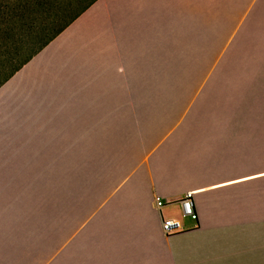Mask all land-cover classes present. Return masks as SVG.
Returning <instances> with one entry per match:
<instances>
[{
    "label": "crops",
    "instance_id": "0c3cea01",
    "mask_svg": "<svg viewBox=\"0 0 264 264\" xmlns=\"http://www.w3.org/2000/svg\"><path fill=\"white\" fill-rule=\"evenodd\" d=\"M185 4L97 0L0 88V179L49 189L40 213L27 196L0 219V264L53 254L66 224L64 264H264V64L201 66L214 27ZM202 4L224 5L226 39L264 41V0ZM43 183L0 180V211ZM186 192L198 225L154 206ZM163 216L184 231L164 235Z\"/></svg>",
    "mask_w": 264,
    "mask_h": 264
},
{
    "label": "rangeland",
    "instance_id": "374dc122",
    "mask_svg": "<svg viewBox=\"0 0 264 264\" xmlns=\"http://www.w3.org/2000/svg\"><path fill=\"white\" fill-rule=\"evenodd\" d=\"M35 1V0H34ZM80 0H74L77 3ZM204 0H186L184 11L193 14L197 17L204 25H212L214 27L213 40L206 47L207 56L204 57L200 65H235L241 66L242 64H264V57L260 56L258 53L259 49H264V41L259 40L258 33L253 32L252 29L247 27L246 31L239 35L235 40H228V32L225 31L224 21H225V8L223 4H202ZM20 0H0V13L6 4H19ZM43 4H52V9H58L62 5H73L81 6L85 4H69L70 0H44ZM198 3V4H194ZM201 3V4H199ZM257 50V52H255ZM235 59V60H234ZM239 59V60H238ZM251 60V61H250ZM254 60V61H253ZM252 62V63H251ZM127 68V64L121 61V75H124L123 68ZM227 69H218L219 72H215V79L218 81H234L239 82L242 79L243 74L239 72H221ZM198 75L203 76L204 73H199ZM232 75V76H231ZM3 178V176L0 174ZM8 177H13L14 179H7ZM0 180H23V181H42L43 184H23L24 191H22L15 196L13 199L6 200L3 202L2 210L0 211V219L4 216L6 211H8L12 204L18 206L22 204L31 196L33 198L32 211L41 212L44 208L48 207V185L45 183L47 178L45 175H33L32 173H22L17 175V173H11L5 176L4 179ZM6 203V204H5ZM175 215H179L178 211H174ZM27 216H25L26 218ZM79 218H74L73 223L76 222L75 226L80 224ZM64 223V222H63ZM63 223L61 225H63ZM74 234L73 230H67V224L62 228L58 229L53 237V242L56 243L57 247L55 252L52 254L40 250L34 252L28 264H50L54 256L55 264H64V253H59L63 250L66 241ZM65 237V238H64Z\"/></svg>",
    "mask_w": 264,
    "mask_h": 264
},
{
    "label": "trees",
    "instance_id": "16d2710c",
    "mask_svg": "<svg viewBox=\"0 0 264 264\" xmlns=\"http://www.w3.org/2000/svg\"><path fill=\"white\" fill-rule=\"evenodd\" d=\"M97 0H70L52 9L44 0L6 4L0 13V88L78 20Z\"/></svg>",
    "mask_w": 264,
    "mask_h": 264
},
{
    "label": "built area",
    "instance_id": "2783aa9c",
    "mask_svg": "<svg viewBox=\"0 0 264 264\" xmlns=\"http://www.w3.org/2000/svg\"><path fill=\"white\" fill-rule=\"evenodd\" d=\"M177 205L179 207L180 216L190 219L197 225L199 224V215L195 208L194 192H186L185 195L176 201L164 200L161 197H155L154 206L160 212L165 208ZM161 230L166 236H174L184 231L182 221L177 217L169 216L161 218Z\"/></svg>",
    "mask_w": 264,
    "mask_h": 264
},
{
    "label": "bare ground",
    "instance_id": "6f19581e",
    "mask_svg": "<svg viewBox=\"0 0 264 264\" xmlns=\"http://www.w3.org/2000/svg\"><path fill=\"white\" fill-rule=\"evenodd\" d=\"M263 34V33H262ZM255 52H257V50L255 51ZM259 53V52H258ZM235 60V59H234ZM239 60V59H238ZM251 61V60H250ZM254 61V60H253ZM252 63V62H251ZM232 66V65H231ZM230 66V67H231ZM233 66H235V65H233ZM232 71V70H231ZM232 76V75H231ZM245 78V77H244ZM231 82V81H230ZM206 107V106H205ZM258 120V119H257ZM250 125H252V124H250ZM257 125H260V124H258L257 123ZM262 126H264V125H262ZM254 127V126H253ZM248 128H250V127H248ZM257 129V128H256ZM249 130H251V128L249 129ZM260 130V129H259ZM263 131V130H262ZM258 138V137H257ZM264 150V149H263ZM258 151V150H257ZM237 158V157H236Z\"/></svg>",
    "mask_w": 264,
    "mask_h": 264
}]
</instances>
